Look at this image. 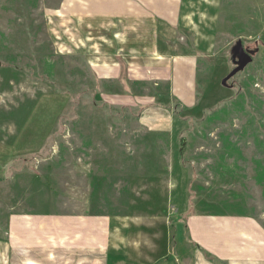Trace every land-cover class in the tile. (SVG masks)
Wrapping results in <instances>:
<instances>
[{
    "label": "rangeland",
    "instance_id": "1",
    "mask_svg": "<svg viewBox=\"0 0 264 264\" xmlns=\"http://www.w3.org/2000/svg\"><path fill=\"white\" fill-rule=\"evenodd\" d=\"M118 1L0 0V236L11 214H107L147 231L149 261L161 240L186 261L185 207L264 226V0H221L193 109L169 82L90 66L108 23L123 32ZM239 45L253 56L235 73Z\"/></svg>",
    "mask_w": 264,
    "mask_h": 264
},
{
    "label": "crops",
    "instance_id": "2",
    "mask_svg": "<svg viewBox=\"0 0 264 264\" xmlns=\"http://www.w3.org/2000/svg\"><path fill=\"white\" fill-rule=\"evenodd\" d=\"M118 2L123 7L119 16L123 32L112 33L108 23V32L87 54L90 66L104 71L108 81L120 80L128 72L137 82H169L180 102L193 109L198 102L200 60L211 58L217 48L221 0ZM151 130L168 133L171 128ZM182 212L189 216L186 229L194 247L186 261L175 257L165 262L168 243L164 240L155 245L149 261L147 250L152 245L147 231L119 224L111 215L16 213L10 215L7 239L0 236V264H212L203 254L222 264H264L260 221L244 216H190L186 207Z\"/></svg>",
    "mask_w": 264,
    "mask_h": 264
},
{
    "label": "water",
    "instance_id": "3",
    "mask_svg": "<svg viewBox=\"0 0 264 264\" xmlns=\"http://www.w3.org/2000/svg\"><path fill=\"white\" fill-rule=\"evenodd\" d=\"M236 55L238 59L241 61V66L235 70V73L240 72L242 69L247 67L250 63H252V52L244 50L243 46L239 45L236 49Z\"/></svg>",
    "mask_w": 264,
    "mask_h": 264
},
{
    "label": "trees",
    "instance_id": "4",
    "mask_svg": "<svg viewBox=\"0 0 264 264\" xmlns=\"http://www.w3.org/2000/svg\"><path fill=\"white\" fill-rule=\"evenodd\" d=\"M214 259V258H213ZM215 260V259H214ZM216 261V260H215Z\"/></svg>",
    "mask_w": 264,
    "mask_h": 264
}]
</instances>
